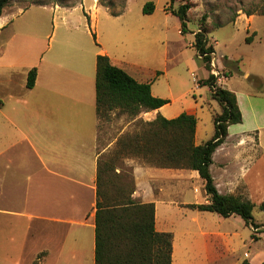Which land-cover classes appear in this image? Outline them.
Returning a JSON list of instances; mask_svg holds the SVG:
<instances>
[{"label":"crops","instance_id":"1","mask_svg":"<svg viewBox=\"0 0 264 264\" xmlns=\"http://www.w3.org/2000/svg\"><path fill=\"white\" fill-rule=\"evenodd\" d=\"M92 8L93 11L85 13L94 26L98 7L92 4ZM16 15L2 14L0 28ZM243 15L246 21L253 17ZM84 33L92 36L86 26ZM89 45L86 39L84 44L82 40L70 41V51L85 52L77 53L78 63L74 67H55L53 62L52 67H35L33 87H26L25 77L20 92L13 96L11 106L15 110H0V215L12 220L24 218L27 222L25 230L32 236L29 264H94L97 161L115 141L97 149L96 56H107L112 65L138 82H147L129 72L106 48ZM86 61L89 67L85 66ZM225 79L224 75L217 78V85L227 89L222 84ZM152 84V95L164 98L153 92ZM24 90L28 95H37L36 102L20 98L18 95ZM236 101L241 126L233 129L228 126L224 142L212 154L209 172L220 194L240 196L258 208L264 200V147L260 145L264 114L253 106L243 107L238 94ZM167 104L149 111L152 119L157 115L172 119L181 113H165ZM185 113L195 116L196 108ZM195 134L196 125L194 144L204 143L198 144ZM132 174L135 186L132 197L142 203H153L155 230L170 232L173 237L182 230L190 236L178 247L172 240L170 264H240L243 260L264 264V222L254 219L259 227L252 229L238 215L224 218L187 207L210 201L197 170L135 163ZM187 191H192V198L185 196ZM229 219L239 222L240 231L225 229L223 224ZM247 228L251 231L250 241L257 247L252 254L244 251L235 256L242 234L248 237Z\"/></svg>","mask_w":264,"mask_h":264},{"label":"rangeland","instance_id":"2","mask_svg":"<svg viewBox=\"0 0 264 264\" xmlns=\"http://www.w3.org/2000/svg\"><path fill=\"white\" fill-rule=\"evenodd\" d=\"M149 1L154 10L145 14L142 9ZM182 3L189 4L183 33L179 19L170 13ZM92 4L98 7L94 26L86 14L93 11ZM263 8L264 0H9L1 15H17L0 28V110H15L11 101L32 67H52L53 63L55 67H74L77 53L85 52L70 51L69 42L82 40L84 44L86 39L92 48H106L137 78L153 83V92L169 101L165 113H182L195 107V139L200 144L212 136V117L221 112V107L209 96V87L198 86L195 81H202L210 70L196 57L191 46L193 34L202 30L215 50L211 57L220 72L218 77L226 76L223 86L235 96L238 94L243 107L253 106L264 114ZM243 14L253 17L246 21ZM85 26L92 31L91 37L84 33ZM85 66L90 63L86 61ZM27 93L24 90L18 96L36 102L37 95ZM96 115L97 149L115 140L112 148L99 157L113 159L116 167L105 175L110 182L108 193L122 192L135 199L133 166L159 160L158 154L148 152L149 134L156 131L159 138L164 134L150 125L154 119L149 111L133 115L119 108L101 107ZM240 126L230 125L231 129ZM260 145L264 147V130ZM185 196L192 198V191ZM252 215L257 222H264V212L258 208L253 209ZM26 224L24 218L12 220L0 215V264H29L32 236L25 230ZM223 226L240 231L239 222L232 219L225 220ZM245 233L248 237L242 234L235 256L244 251L252 254L257 247L250 241L249 228ZM189 238L182 230L173 237L177 247Z\"/></svg>","mask_w":264,"mask_h":264},{"label":"trees","instance_id":"3","mask_svg":"<svg viewBox=\"0 0 264 264\" xmlns=\"http://www.w3.org/2000/svg\"><path fill=\"white\" fill-rule=\"evenodd\" d=\"M8 1L0 0V16ZM188 8L189 4L182 3L170 11L179 19L182 33L188 21ZM142 10L145 14L153 12V2H147ZM262 14L264 15V8ZM192 46L197 52L196 57L207 64V69L210 70V54L214 51L202 30L194 34ZM35 78L34 67L27 72V88L33 87ZM215 79L209 73L205 80L198 82L200 85L209 86L211 98L221 107V112L213 116L212 136L204 143L195 145L196 118L193 115L182 112L172 119L157 115L150 125L161 130L165 136L159 138L157 132L152 131L149 134L151 145L148 152L159 155V160L155 161L157 164L198 171L210 201L206 204H189L188 208L214 212L224 218L238 215L247 226L256 229L259 224L254 221L252 215L254 204L240 196L220 194L209 172L212 154L224 142L228 126L242 120L235 94L217 85L216 90H212ZM95 91L97 112L101 107H107L126 110L134 115L142 110L158 109L168 103L167 99L152 95L150 82H138L121 68L112 65L107 56L100 54L96 56ZM115 168L113 159L98 158L95 183L94 264H170L173 236L170 232L155 230L153 203H142L125 196L122 192L116 195L108 193L110 182L105 175ZM258 209L264 212V200L259 203ZM240 264L250 263L243 260Z\"/></svg>","mask_w":264,"mask_h":264},{"label":"built area","instance_id":"4","mask_svg":"<svg viewBox=\"0 0 264 264\" xmlns=\"http://www.w3.org/2000/svg\"><path fill=\"white\" fill-rule=\"evenodd\" d=\"M213 53L210 54V60H209V65H210V73L214 76V77H218V75H220V72L218 70V68L216 67L215 63H214V58L211 57ZM212 90L215 91L216 90V82L215 85L212 87Z\"/></svg>","mask_w":264,"mask_h":264}]
</instances>
